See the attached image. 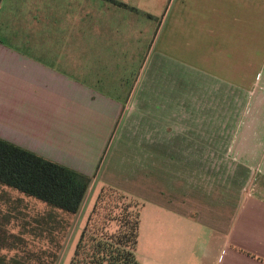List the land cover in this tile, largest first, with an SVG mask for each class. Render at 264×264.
Segmentation results:
<instances>
[{
    "label": "crops",
    "instance_id": "crops-1",
    "mask_svg": "<svg viewBox=\"0 0 264 264\" xmlns=\"http://www.w3.org/2000/svg\"><path fill=\"white\" fill-rule=\"evenodd\" d=\"M103 1L131 6L14 0L7 8L16 25L47 27L0 32V138L38 154L67 122L80 130L89 122L103 136L118 120L120 149L142 156L126 185L100 181L94 168L82 173L92 180L86 197L108 181L143 201L140 264H264V0H164L139 10L161 18L160 59L156 71L150 62L137 76L128 68L126 100L111 91L118 82L96 91L111 68L90 58L113 54L88 48L86 35L122 24L99 16ZM140 40L118 56H134ZM162 66L173 71L166 81Z\"/></svg>",
    "mask_w": 264,
    "mask_h": 264
},
{
    "label": "rangeland",
    "instance_id": "rangeland-1",
    "mask_svg": "<svg viewBox=\"0 0 264 264\" xmlns=\"http://www.w3.org/2000/svg\"><path fill=\"white\" fill-rule=\"evenodd\" d=\"M30 1L19 0V3L30 5ZM48 1L51 2L52 0ZM156 1L158 2L157 5L162 7L164 0H128L131 6L123 7L125 5H121L110 8L108 7L109 2L103 1L100 3L99 16H104L108 13L110 15L111 13V18H115L114 20L120 19L122 24L110 22L112 25H110L109 29L103 28L99 32H92L94 35H88V33L86 35L88 48L103 49L111 51L113 54V56L110 54V57L90 58L94 65H98L102 61V64L111 68V73H106L109 78L103 79V88L96 91H102L104 94L111 93L110 90L106 89V85L108 83L116 85L115 83L118 82L119 89H112L111 91L113 94L117 93L121 99L126 100L131 90L128 89L127 84L125 86L124 84L121 85L120 81H123L124 77L126 80L128 68L135 70V76L146 68L149 62L154 71L158 70V65L155 62L160 59L157 53H160L158 43L160 42L158 40L160 38V30L158 31V25L161 18L158 21L149 22V19H145V14L139 11L150 9V6L155 5ZM174 1L171 0V4ZM134 5L140 9L137 10L132 7ZM16 6H19V4L14 3V0H5V5L0 14V32L29 34L46 32V20L43 21L44 24L40 25L43 28H39L38 25L31 26L22 23L16 25L15 14L11 15L8 12L11 16L6 15L7 8ZM8 22L12 23L8 24ZM138 24L140 25L138 26ZM139 28H143V31L141 32ZM127 34L132 35V37L129 39L123 37ZM138 35L141 40L139 41L138 49L136 48L135 55L133 54L134 56L132 57L118 56V53L126 52L134 44ZM127 65L129 67H126ZM161 71H168L166 77H164V74L161 76L164 81H166L167 76H171L170 73H173L171 67L162 66ZM117 122L118 120L115 123V129ZM80 124H85L87 127L80 130L79 122H67L66 129L63 130L61 135L55 136L54 142H40L37 147L40 150L38 154L60 164L73 166L75 167L73 169L81 172L89 173V169L94 168L92 173L99 170L100 181L108 179L125 186L126 172L132 169L131 167L134 163L138 162L136 158L141 155L122 152L120 149L121 144H119L122 138L116 136L117 131L114 128L109 135H107V131H104V135L99 136V133L103 131L89 127V122ZM86 164H89V166L86 167ZM103 182V184L100 183L99 185H108V181ZM99 191L100 187H93L76 214H69L54 208L59 214L62 224H60L58 231L50 234L44 224H40V222H42L44 217L49 216L48 213L52 207L34 197L0 184V228L4 232L2 237L7 236L5 237L8 240L7 242L13 247L19 245L24 250L21 255L27 258L31 264H69ZM109 203L113 204L111 201ZM137 208V205L133 206L134 212ZM106 212H108L107 209L101 210V214ZM115 226L114 223L111 224L110 229L114 230ZM14 235L21 239L17 240ZM57 248H59L58 258L55 261L54 257L49 256L48 252L50 250L55 251ZM40 251H47L45 255L42 254L41 259H39ZM3 252L12 256L19 250H3Z\"/></svg>",
    "mask_w": 264,
    "mask_h": 264
},
{
    "label": "trees",
    "instance_id": "trees-1",
    "mask_svg": "<svg viewBox=\"0 0 264 264\" xmlns=\"http://www.w3.org/2000/svg\"><path fill=\"white\" fill-rule=\"evenodd\" d=\"M91 181L90 176L80 171L0 138V184L52 207L49 216L40 222L50 234L58 231L62 224L54 208L76 214L82 206ZM143 204V201L116 187L100 186L69 264H140L136 250ZM135 205L138 208L134 212ZM105 209L108 212L101 214V210ZM113 223L116 226L111 230L110 225ZM3 233L0 228V264H31L21 255L24 250L19 245L11 246L5 238L7 236L2 237ZM14 237L21 239L15 235ZM59 248L48 252L55 261ZM13 249H18L19 252L12 256L3 252ZM46 253L47 251H40L39 259Z\"/></svg>",
    "mask_w": 264,
    "mask_h": 264
}]
</instances>
